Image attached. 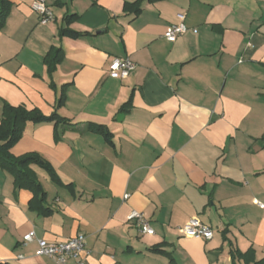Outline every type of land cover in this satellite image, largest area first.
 <instances>
[{"label":"crops","instance_id":"0c3cea01","mask_svg":"<svg viewBox=\"0 0 264 264\" xmlns=\"http://www.w3.org/2000/svg\"><path fill=\"white\" fill-rule=\"evenodd\" d=\"M7 1L0 115L9 104L65 122L26 123L9 151L54 171L32 166L38 205L0 168V264H55L22 244L31 231L46 242L83 234L85 264H231V250L262 259L264 0H46V25L32 0ZM179 14L187 32L169 43ZM62 27L81 36L59 37ZM52 48L61 60L49 73ZM113 58L134 63L126 79L109 76ZM193 217L210 241L182 236Z\"/></svg>","mask_w":264,"mask_h":264},{"label":"trees","instance_id":"16d2710c","mask_svg":"<svg viewBox=\"0 0 264 264\" xmlns=\"http://www.w3.org/2000/svg\"><path fill=\"white\" fill-rule=\"evenodd\" d=\"M0 29L3 27L5 19L9 12V4L7 0H0ZM75 16H67L65 20L70 23L74 20ZM59 37H69L71 39H77L81 36L80 33L75 32L68 27H62L58 32ZM61 60V54L58 49L52 48L46 55L44 61L49 65V73L52 72L51 66L57 64ZM63 104V97L57 101L55 110ZM125 105L123 110H126ZM41 124V123H59L65 122L60 118L56 111L52 114L45 116L38 110H27L22 106H11L4 104L0 115V168L8 172L13 178V185L15 189H25L32 193L31 206L38 205L40 197L44 196L43 191L37 182L36 175L32 169V166H39L46 170L53 180H56V175L51 169L50 165L43 160L36 153H27L25 155L14 157L10 154V149L20 140L22 132L26 123ZM96 132L103 134L105 137L106 131L98 129ZM153 251H158L153 249ZM231 264H234L235 257L242 258L245 264H264V257L258 261L254 260V254L252 250L246 253H239L236 251H230ZM174 264V263H173Z\"/></svg>","mask_w":264,"mask_h":264},{"label":"built area","instance_id":"2783aa9c","mask_svg":"<svg viewBox=\"0 0 264 264\" xmlns=\"http://www.w3.org/2000/svg\"><path fill=\"white\" fill-rule=\"evenodd\" d=\"M31 10L38 16L39 24L46 25L55 20L53 12L47 5L46 0H32ZM184 15L179 14V22L177 24L166 27L163 37L169 43L174 42L178 37L187 32L184 24ZM135 65L128 58H113L109 65V76L116 79H126L134 70ZM128 194L123 195L122 199L127 200ZM260 208H264L263 204L257 203ZM127 221L133 223L142 235L151 236L154 230L149 221L144 218L143 214L137 211H131L127 216ZM182 236L188 238H200L204 241H210L213 238V231L204 225L197 217H193L187 223L179 228ZM30 242L36 243L35 256L45 257L52 260L55 264H85V236L76 234L75 236L61 242H46L36 239L31 231L22 237V244ZM18 259L24 258L18 255Z\"/></svg>","mask_w":264,"mask_h":264}]
</instances>
